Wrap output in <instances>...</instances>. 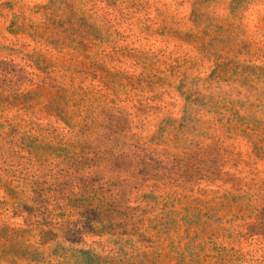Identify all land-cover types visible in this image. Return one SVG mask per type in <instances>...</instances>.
Instances as JSON below:
<instances>
[{"label":"rangeland","instance_id":"1","mask_svg":"<svg viewBox=\"0 0 264 264\" xmlns=\"http://www.w3.org/2000/svg\"><path fill=\"white\" fill-rule=\"evenodd\" d=\"M0 264H264V0H0Z\"/></svg>","mask_w":264,"mask_h":264}]
</instances>
